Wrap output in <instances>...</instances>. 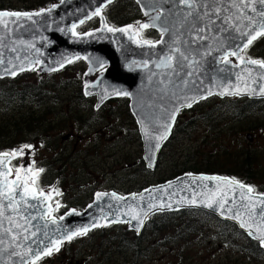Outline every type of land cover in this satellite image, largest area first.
<instances>
[{
	"label": "water",
	"instance_id": "1",
	"mask_svg": "<svg viewBox=\"0 0 264 264\" xmlns=\"http://www.w3.org/2000/svg\"><path fill=\"white\" fill-rule=\"evenodd\" d=\"M133 1L147 18L146 23L151 24V17L157 13L161 14V20L156 21V26L149 27L161 34L158 40L160 43H155V46L143 44L133 27L119 28L126 29L123 32L108 30L111 27L106 26L102 12L115 0H61L50 8L41 9L44 11L32 12L40 13V15H32L31 18H0L2 21L0 23V79L15 78L34 68L40 74L55 73L77 60L87 64L88 74L102 70L94 82H84V96L95 98V109L116 98L126 97L129 100V112L136 123L142 143L143 162L147 168L153 170L162 146L170 138L181 111L189 110L199 102L212 97L264 100V91H261L264 89V67L260 64H249L247 63L249 60H243V63L240 61L236 65L222 62L225 50L230 51L236 45L246 42L236 32L232 33V36L236 37L235 40L232 37L224 39L227 33L216 34L217 38L221 39L222 48L215 46L214 40L205 42L213 45L211 55H205V49H200V55L195 56L199 68L196 69L194 76L185 74L192 70L188 67L179 71V75L173 74L163 65L157 67V64L169 54L170 48L177 40L188 39V35L184 32V25L180 21L182 6L174 7L173 0ZM256 7L264 8L259 4ZM97 9L100 14L94 15ZM146 12L148 15L145 14ZM94 18L100 19L101 26L98 29L81 35L76 32L77 27ZM261 23L264 21L257 17L255 25L257 30ZM165 27L169 30L162 33L161 28ZM260 37L258 36L255 40ZM192 48L195 49L196 45H192ZM243 50L239 51V56ZM231 57L237 59L235 56ZM189 104L191 107L188 106ZM174 112L175 119L172 120ZM141 120L154 130V134L163 133L164 125H171L166 139L159 141V149L155 148L157 141L154 139L151 141L150 148L140 123ZM248 139H250L249 136ZM18 155L20 154L16 156ZM14 157L9 153L7 160L11 163ZM10 163L6 166L10 167ZM26 171V167H23L22 177ZM204 176L222 179L214 181L197 179ZM229 181L233 180L219 175L185 173L162 184L144 188L137 193L126 195L115 192L101 193L104 195L100 199L96 194L83 211L70 210L62 216L63 219H56L55 224L50 222L48 215H44L51 211L46 194L38 200L28 198L30 204L35 207L21 204L20 212L6 209L5 216L0 217V239L5 241L3 245H0V264H21L22 259H26L27 264H31V255H22L29 247L42 251L46 244L53 252L62 244L83 235L73 236L70 240L66 238L78 229L88 228V233L97 228L120 224L128 225L130 231L139 235L151 216L182 210H198L207 213L222 222L234 225L251 240L261 242L264 227L245 224L241 227V222L244 223V221L238 219L239 215L245 217V211L259 213L260 208L264 210V204L261 203L264 196L248 192L246 185L241 188L237 184H230ZM29 187L33 186L29 185ZM193 190L197 200L195 204L189 203L194 196ZM113 193L116 194L115 197ZM173 193L175 195H172ZM141 194H143L142 198ZM170 195L177 197V200L169 201ZM224 199L229 201L226 209L231 211H221L219 203ZM209 202L213 203V207L207 206ZM140 205H142L141 208ZM122 213L125 214L124 217L119 216ZM9 216L12 218V223L7 218ZM25 216L29 217L30 222L25 221ZM32 216L36 219H31ZM254 217L256 219L260 216L254 215ZM46 223L47 228H44ZM258 223L262 225L264 221ZM16 224L24 227L18 229ZM34 225L37 227H33ZM9 228L13 229V234L19 233V247H16V243L11 242L10 236L5 234L4 230ZM33 231L37 232L35 238L31 235ZM250 231L254 234L250 235ZM45 232H47L46 236ZM24 236L28 239L25 240ZM33 239L43 241L39 249L31 243ZM55 240L61 241L59 245L52 243ZM13 250L21 255H10ZM46 256L48 255L41 254L39 260Z\"/></svg>",
	"mask_w": 264,
	"mask_h": 264
},
{
	"label": "rangeland",
	"instance_id": "2",
	"mask_svg": "<svg viewBox=\"0 0 264 264\" xmlns=\"http://www.w3.org/2000/svg\"><path fill=\"white\" fill-rule=\"evenodd\" d=\"M12 1L15 3L21 2V0ZM52 2L54 3L49 4L47 7L58 4L61 0ZM119 7L125 10L122 11L123 13L133 16L132 6L129 7L124 4L122 6L119 5ZM117 9L116 6L112 7L111 12H113V15L117 14ZM140 14V20L130 25L134 28L135 34H138L140 40L143 41L146 39L141 35L144 29L140 28V24L146 23L147 18L142 12ZM103 18L106 26L113 28L108 24L105 14ZM100 26V19H94L86 23L81 31H78L77 28L76 32L83 34L96 30ZM147 30L150 29L147 28ZM155 33L158 35L157 39H159L160 33L157 31ZM242 58L245 57L242 55ZM228 59L230 64L233 65L240 62L239 59L231 57ZM81 65L83 72L76 66L72 67V70H69L71 66H67L59 71L62 73H60L62 79L58 80L61 83V89L54 94V103H52V107L56 110L54 115L57 119L55 121L57 124L56 129L47 131L46 136L34 141L33 147L22 146L17 148L18 151L23 149V154L16 157L13 166V177H15V169L21 165L26 167L27 173L30 174H33L38 169H43L44 171L39 174L42 187L38 186L40 183L37 181L35 184L42 191H46L45 184L52 179H54L55 184L59 185L67 193H71L73 197L78 196L80 194V186L85 185L84 187L88 191L83 201L76 206H69L70 202H68L65 212L70 209L80 210L81 205L83 207L88 205L89 199H94L97 193L115 190L127 194L168 181L173 175L172 169L179 161H184L183 157L186 155L191 156L193 154V159H197L196 164H202L207 161V156L210 157V151L217 154L211 157V161L225 164L226 154L238 153L242 149L250 148L260 155V163L264 166V125L257 130H252V125L259 121L253 111L244 113L239 120H235L232 117L233 112L229 116L228 113H225V116H222L225 119L216 118L219 122L215 120L210 126V122H197L194 116L195 112L191 109L179 114L170 139L162 146L155 168L153 170L146 168L142 159V144L136 123L130 115L138 139L132 130L130 118L118 102L119 100H126V107L129 112L128 100L119 98L110 101L99 109H95L94 100L83 96V85L85 81L88 83L94 82L102 71L88 74L87 64L81 61ZM37 73L39 75H48ZM28 79L34 82L35 77L33 75ZM79 92L82 98L88 102L79 101L77 96ZM205 102L207 106L203 107L201 111L199 110V115L202 116L205 113L206 116L217 117L215 112L210 114V111L215 106H218L220 101L218 99H210ZM227 103L229 102L225 104ZM177 128L179 129L177 130ZM247 136H252V140H248ZM184 172L189 171L186 169L176 174ZM90 188L93 190L89 191ZM57 193L61 192L57 191ZM201 220L203 221L194 223L198 226L197 230L167 247L159 246V243L161 244L164 241V234L173 236L174 233L168 231L160 235V237L153 236L150 234V225L148 226L150 221L146 222L142 232L137 237H143L145 241L142 247L148 250L144 257L134 261V264H178V262L181 264H244L242 262L241 249L237 250L236 245L232 244H230L231 247L227 246L223 242V237L217 233L216 225L213 221L205 218ZM178 225H180L178 226L179 228L184 226L182 222ZM99 230L109 231L111 235H114L115 231L120 233L126 230L131 236H135L127 225L106 226ZM94 232L84 239L86 241L84 245L89 246L92 240H94L92 243L94 246L100 244L96 234L99 231ZM239 239V243L236 240L237 246L241 244L242 247L243 238ZM92 244H90L91 248ZM103 246L107 250L114 249L113 244L103 243ZM97 250L96 248L91 249V254H96ZM73 252H77V254L74 256L65 255L66 257L59 259L55 264H83L86 259L89 260V264L99 261V256L85 258L87 253L85 248L74 249ZM107 253L111 255L110 259L114 262V252L112 254L111 252ZM183 256L184 261L181 262V257ZM36 264H50V260L44 258ZM251 264H264V261L255 262L253 260Z\"/></svg>",
	"mask_w": 264,
	"mask_h": 264
},
{
	"label": "trees",
	"instance_id": "3",
	"mask_svg": "<svg viewBox=\"0 0 264 264\" xmlns=\"http://www.w3.org/2000/svg\"><path fill=\"white\" fill-rule=\"evenodd\" d=\"M52 1L54 0H21V2L15 3L12 0H0V11L34 12L42 8H47L49 4L54 3ZM124 4L129 7L132 6L134 12L132 17L128 16L125 12H122L125 10L121 9L119 5L122 6ZM114 6L118 8L116 11L117 14L115 15L111 12L112 7ZM109 7L105 9L104 14L107 18L106 20L108 24L114 28L134 24L141 18L140 11L132 0H116ZM81 29H84V27L78 28V31H81ZM141 35L144 39L153 42L158 38V35L154 31L147 29H144ZM243 55L247 58L264 62V58H261L264 56V37L258 39L246 48ZM70 66L69 70H72V67L76 66L79 67L81 72H83L80 60L74 62ZM60 73L61 72L39 75L36 71H32L21 74L13 79L7 78L0 80V152H11L12 150L22 146L33 147L32 144L34 141L46 136L47 131H53L56 129L57 124L55 121L57 119L54 116L56 114V110L52 107V103H54V94L58 93L57 90L61 89V83L58 81L62 79V73ZM33 75L35 77L34 82L28 79ZM77 96L80 102H88L82 98L80 92L77 93ZM118 102L122 105L123 110L130 118L132 130L138 139L133 120L126 107L127 101L119 100ZM226 102L229 103L225 104ZM263 104L264 101L262 102V106H264ZM206 106V102H203L194 107L193 112H195L194 116L197 122H210V126L213 122H215L216 118L223 120L224 117L222 116H225V113H228L229 116L233 112L232 117L235 120H239L244 113H250L252 111L255 113L260 110L259 102L223 100L220 101L218 106H215V108L210 111V114L211 112H215L217 117L210 115L206 116L205 113L200 116L199 112ZM220 110L221 112L217 114ZM216 121L219 122V120ZM259 123V125L258 122L252 125L253 131L264 125V120ZM178 129L179 128H177V130ZM216 155L217 154L209 151L210 157L207 156V161L202 164H196L197 159H193V154L191 156L186 155L183 157L185 160L179 161L172 169L173 175L169 179L175 178L184 173L222 174L230 177L232 176L236 179L246 180V182L251 185L256 178L264 177V166L260 163L261 157L257 152L251 150L250 148L242 149L238 153L226 154L225 164H218L211 161V157ZM139 161L141 162V160ZM186 169L189 172L176 174ZM82 207L83 206L81 205L80 208ZM204 218L215 223L217 233L219 236L223 237V242L227 246L231 247L230 244H232L236 245L237 250L241 249V244L240 246H237V243H239V238H241L242 234L237 230V228L202 212L180 211L176 213L157 214L150 218L148 226L150 225V234L153 236L160 237V235L167 233L168 231H172L174 233L173 236H168L166 234L163 235L164 241L161 244L159 243V246L167 247L176 243L178 239H184L187 235L189 236L192 232L197 230L198 226L194 223L196 221H203L201 219ZM181 222L184 226L179 228L178 226L180 225L178 224ZM95 232H97V238H99L100 241L99 245L94 246L92 244L94 240L90 241L89 246L84 245L86 243L84 239L88 235H92V232L85 236L76 238L69 243L63 244L62 247L55 251L51 256L46 257L47 260H50V264H55L59 261V259L66 257L65 255H76L77 252H73L74 249L85 248L87 252L85 258L99 256V261L92 264H134V261L144 257L148 250L142 247V244L145 241L143 237L131 236V234L127 233L126 230H124V232L121 231L120 233H116L117 231H115L114 235H111L109 231L106 232V230H96ZM236 240H238L237 243ZM103 243L113 244L114 249L107 250L103 246ZM90 244H92V248ZM94 248L98 250L96 254H91V249ZM107 252H111V254L114 252V262L110 259L111 255H108ZM183 261L184 256L181 257V262ZM88 262L89 260L86 259V262L83 264H89ZM178 264L181 263L178 262Z\"/></svg>",
	"mask_w": 264,
	"mask_h": 264
},
{
	"label": "snow or ice",
	"instance_id": "4",
	"mask_svg": "<svg viewBox=\"0 0 264 264\" xmlns=\"http://www.w3.org/2000/svg\"><path fill=\"white\" fill-rule=\"evenodd\" d=\"M262 5L264 6V0H173L174 7L176 5H180L181 11H180V21L184 25V32L188 35L187 40H177L169 50V54L160 61L159 64H157V67H160L163 65L167 69H170L173 74L179 75V71H182L185 67H188L192 69L191 71L185 73L187 76H194L196 69L199 68V63L195 59V56L200 55V49H205V55H211V51L213 48V45L206 44L205 42L208 40H214L215 46L217 47H223V44L221 42V39L217 38V33H227V37H224V39H227L228 37H232L233 40L236 39V37L232 36L233 32H236L239 34V37L244 38L246 42H243L242 44L236 45L235 48L232 50H225L223 52L222 60L224 64L230 63L229 56H235L237 59L243 63V58L239 56V51L241 49L248 48L252 42L258 37V36H264V23H261L259 25V30L255 27L256 25V19L259 17L262 21H264V8H258L256 5ZM44 11V10H41ZM99 9H97V12L94 13V15H99ZM148 15V13H145ZM32 15H40V13H28V12H7V11H0V18L2 17H29L31 18ZM161 20V14L157 13L156 15L151 17L152 23H144L140 24L141 29H147L149 27H155L156 21ZM2 23V21H0ZM83 23V21H81ZM203 24V26H201ZM6 26V24H5ZM75 27V25L73 26ZM132 26L129 25L128 28H131ZM109 31H126V29H112L109 28ZM168 28H161V32H167ZM211 33V35H209ZM75 34V33H74ZM178 35H180L178 33ZM138 43H140L138 41ZM143 44L155 46V43L160 42H153L150 40H143ZM196 45V48L193 49L192 45ZM187 45V47H185ZM229 47L231 48V44H229ZM194 54V55H193ZM147 63V62H145ZM249 64H260L261 67H264V62L258 61V60H249L247 61ZM15 73H13L14 75ZM261 91H264L262 89ZM124 95H127V93H123ZM191 107V104L188 105ZM178 111V109L176 110ZM172 120L175 119V112L172 114L171 117ZM145 138L149 141V145L151 148V141L154 139L157 141L155 144V148L159 149L160 143L159 141L166 139L168 131L170 130L171 125L166 124L164 125L165 131L160 134H154V130L146 125L144 120L140 121ZM25 147H31V146H25ZM17 154H23V149L16 151L14 150L11 155L14 157ZM9 156V153H0V217L5 216V210L11 209L13 212H20L22 209L20 207L21 204L27 206V207H35V205L30 204L29 199L31 200H38L41 197H44L45 194L43 191H39V196L36 194V189L33 187H29V185H35L36 179L39 176L40 173H42L43 169L36 170L32 177L29 179L27 175V171L25 172V175L21 176V170L23 168V165L20 167H17L15 169V179L9 180L8 177L12 175V168L7 167L6 164H9L10 161L7 160ZM151 158V157H149ZM197 179L202 180H218L222 179L220 177L215 176H204L199 177ZM230 184H237L239 187L244 188L245 185L240 184L239 181H229ZM183 191V189H182ZM253 189L251 187H248V192H252ZM194 196L191 200H189V203L195 204L197 203V200L195 198V190H193ZM104 194L97 193V198L100 199ZM113 197L116 196L115 193L112 194ZM172 195H175L173 193ZM143 194H141L142 198ZM48 198H51V193H49ZM123 199V198H120ZM229 201L227 199H224L222 202L219 203L221 211L227 210L231 211V209H226L227 204ZM262 204H264V200L261 201ZM208 207H213V203L209 202L207 204ZM60 207V204L57 202L56 209L58 210ZM91 207V205L89 206ZM44 215L50 216V222L52 224L56 223V219L54 217H51L50 213H45ZM238 215V214H237ZM255 215H259L260 217L264 218V210H261L259 213H255ZM9 222L12 223L11 216L7 217ZM43 218V217H41ZM135 219L136 217H132ZM25 221H29V217H24ZM31 219H36L35 216H32ZM60 219H63L61 217ZM30 222V221H29ZM117 222V221H113ZM254 222V220H253ZM97 226V225H94ZM244 223L241 222V227H244ZM24 226L16 224V228H22ZM37 227V226H33ZM44 228H47V223L44 225ZM27 231V229H25ZM37 231H39V228H37ZM88 228L78 229L76 232H72L69 234L66 238L72 239L73 236L79 235V234H85L87 233ZM5 234L10 236L11 242L16 243V247H19V233L13 234V229H5ZM250 235H253V232H249ZM32 237L37 236V232L33 231L31 233ZM44 235H47V232L44 233ZM24 239L27 240L28 237L24 236ZM61 241L55 240L52 243L55 245H59ZM5 241L3 239H0V245H3ZM31 243L35 244L37 246V249L40 248V245L43 244L42 240L39 239H33ZM261 243L264 244V236L261 237ZM58 250V248H57ZM52 252V249L48 247V245H44V248L42 251H36L29 247L27 249V252L23 253V256L31 255L32 257V264H36V261L40 259L41 254L43 255H50ZM10 255H21L20 253L15 252L13 250ZM21 264H27L26 259L21 260Z\"/></svg>",
	"mask_w": 264,
	"mask_h": 264
},
{
	"label": "flooded vegetation",
	"instance_id": "5",
	"mask_svg": "<svg viewBox=\"0 0 264 264\" xmlns=\"http://www.w3.org/2000/svg\"><path fill=\"white\" fill-rule=\"evenodd\" d=\"M261 58L263 59L264 56L261 57ZM231 100H234V101L238 100L239 102H246V101L259 102L260 103V108H259L260 110L258 112L254 113L255 116L259 120L258 121V125L260 124L259 122L264 119V108H262V107H264V106H262V102L264 100H249L247 98L240 99V100L236 99V98H232ZM247 139H248V137H247ZM248 140L251 141L252 140V136H250V139H248ZM232 178L235 181H239V183H241L243 185L251 187L253 189V191H252L253 194L263 195L264 196V177L256 178L254 180V182L251 183V185H249L246 182V180L236 179L234 177H232ZM38 179H39V176L36 179L37 182L39 181ZM53 180L54 179L47 181V183L45 184L46 191H44V192L51 193V198L50 199H51V206H52V216L53 215L54 216H58V215H62L63 213H65V209H67L68 202H70L69 206H76L78 203L82 202L84 197L86 196L87 191H88V189H86L84 187L85 185H81L80 186L81 188L79 190L80 194L78 196H75V197H78V198H75V197L72 196L71 193H67L64 189H61L59 187V185L54 183ZM47 186H49V187H47ZM92 190H93L92 188L89 189V191H92ZM57 191L58 192L60 191L61 193L58 194ZM57 202L60 204V207H59L58 210L56 209ZM58 217H60V216H58ZM241 234H242L241 237L243 238V241H244V243H243V245L241 247V256H243L242 262L244 264H251V262L253 260H255V262H259V261L263 262L264 261V248H263L264 244H262L261 242H258V241L251 240L244 233H241Z\"/></svg>",
	"mask_w": 264,
	"mask_h": 264
},
{
	"label": "bare ground",
	"instance_id": "6",
	"mask_svg": "<svg viewBox=\"0 0 264 264\" xmlns=\"http://www.w3.org/2000/svg\"><path fill=\"white\" fill-rule=\"evenodd\" d=\"M150 30H152V31H154V32H156L154 29H152V28H149ZM138 35V34H137ZM160 36H161V34H160ZM262 37H264V36H261L260 38H262ZM260 38H258V39H260ZM159 39H160V37H159ZM257 39V40H258ZM257 40H255L254 42H256ZM253 42V43H254ZM252 43V44H253ZM251 44V45H252ZM222 62H223V60H222ZM66 68V67H65ZM63 70V69H62ZM61 71V70H60ZM218 99L219 101H223V100H230V99H232V98H236V99H239V98H237V97H232V98H225V99H219L218 97H212V98H210V99ZM210 99H207V100H205V101H208V100H210ZM244 99V98H243ZM240 100V99H239ZM205 101H201V102H199L198 104H200V103H202V102H205ZM198 104H196V105H198ZM196 105H194L192 108H190L189 110H191V109H193ZM189 110H183V111H189ZM183 111H181V112H183ZM180 112V113H181ZM179 113V114H180ZM179 116V115H178ZM178 119V118H177ZM177 121V120H176ZM175 124H176V122H175ZM170 139V138H169ZM168 139V140H169ZM168 140L166 141V142H168ZM165 142V143H166ZM164 143V144H165ZM163 144V145H164ZM161 152V151H160ZM160 154V153H159ZM159 156V155H158ZM185 174V173H184ZM193 174H195V173H193ZM183 175V174H182ZM181 176V175H180ZM178 177V176H177ZM176 178V177H175ZM171 179H174V178H171ZM170 179V180H171ZM166 182V181H165ZM162 183H164V182H161L160 184H162ZM164 193H166V192H164ZM49 195V194H48ZM163 196H164V194H163ZM168 197V196H167ZM155 198V197H154ZM158 199V198H157ZM165 201H166V199H164ZM168 200L169 201H171V202H174L175 200H177V197H172L171 195H170V197H168ZM155 201V200H154ZM141 204V203H140ZM142 207V205H140V208ZM137 208V207H136ZM135 208V209H136ZM134 210V209H133ZM135 211V210H134ZM196 212H202V211H198V210H195ZM256 211V210H255ZM259 211V210H258ZM260 211H261V208H260ZM249 212H251V216H249ZM133 213V212H132ZM202 213H204V212H202ZM245 213V217H243L242 215H239L240 217H239V219L238 220H240V221H244V224L245 225H252V226H254V227H259V228H263L264 227V223L262 224V225H259V221H264V218H262V217H258V218H256L255 219V217H254V215H255V213L256 212H253V211H245L244 212ZM205 214H207V213H205ZM129 215V214H128ZM209 215V214H208ZM120 217H124L125 216V214H120L119 215ZM211 216V215H210ZM212 217H214V216H212ZM214 218H216V217H214ZM217 219V218H216ZM251 219H253L254 220V222H253V220H251ZM218 220V219H217ZM220 221V220H219ZM222 222V221H221ZM224 223H226V222H224ZM120 225V224H119ZM230 225H232V224H230ZM114 226H117V225H114ZM232 226H234V225H232ZM235 227V226H234ZM236 228V227H235Z\"/></svg>",
	"mask_w": 264,
	"mask_h": 264
}]
</instances>
